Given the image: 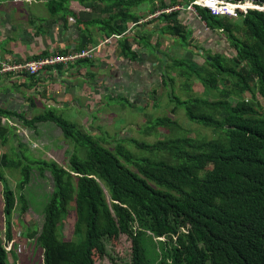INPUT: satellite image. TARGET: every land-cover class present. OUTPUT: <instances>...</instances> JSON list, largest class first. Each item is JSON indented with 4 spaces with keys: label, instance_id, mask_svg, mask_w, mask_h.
Instances as JSON below:
<instances>
[{
    "label": "trees",
    "instance_id": "1",
    "mask_svg": "<svg viewBox=\"0 0 264 264\" xmlns=\"http://www.w3.org/2000/svg\"><path fill=\"white\" fill-rule=\"evenodd\" d=\"M43 1L50 13L64 12L63 17L71 1L91 13L100 12V18L88 21L72 14L81 35L89 42L96 32L104 37L123 35L118 42L121 54L128 62L136 59L124 35L129 24L144 17L131 14L130 9L145 0ZM192 1L169 0L161 6ZM249 1L264 6V0ZM196 10L205 28L224 36L222 43H228L229 49L212 53L198 42L203 65L198 66L200 71H186V82L178 86L192 97L172 94L170 117L155 119L141 133L158 138L160 132L155 130L168 134L180 128L174 115L181 107L191 124L214 131L217 137L185 135L154 143L129 139L110 149L99 134L86 132L53 110L29 118L25 111L0 108L2 146L15 137L2 120L16 119L33 130L40 123L54 124L73 148L66 152L63 165L25 155L22 142L9 144L13 157L7 152L0 155V168L18 170L22 177L14 190L0 172L5 243L0 239V264H10L5 246L12 240V216L28 209L23 191L34 171L40 175L48 171L53 178L41 232L28 229L29 238L43 250L44 264H97L106 256L120 264L111 258L106 243L117 247L123 235L131 243L129 264H264V11L251 9L228 18L212 16L203 8ZM176 14L159 17L168 22L162 32L177 37L186 47L192 42L187 41ZM82 63L89 64V60ZM171 66L184 64L178 59ZM161 72L158 80L163 87L174 84V78ZM191 77L197 84L188 83ZM198 84L203 95L198 94ZM247 95L251 100H246ZM94 107L89 106L93 112ZM123 142L148 154L136 155ZM67 227L69 238L63 235Z\"/></svg>",
    "mask_w": 264,
    "mask_h": 264
},
{
    "label": "crops",
    "instance_id": "2",
    "mask_svg": "<svg viewBox=\"0 0 264 264\" xmlns=\"http://www.w3.org/2000/svg\"><path fill=\"white\" fill-rule=\"evenodd\" d=\"M168 1H155L154 5L158 6L157 9H163L165 7L161 6L162 2ZM38 2L43 0H0V65L89 49L104 38V34L96 32L94 40L89 42L81 35L75 17L72 16L74 14L79 20L88 21L100 18V12L97 18L96 15L91 17L92 14L86 7L71 1L67 4L68 10L64 17L49 12L51 17L43 20L40 10L34 7ZM157 9L153 6L142 15L145 17ZM176 15L187 33V41L192 42L187 46L195 54L189 58L190 63L198 69V53L202 54L198 50V42L200 48L217 53L221 51L218 48H223V41L219 42L221 37L210 33L204 23L192 13L183 11ZM133 24L128 25L124 35L128 45L135 51L136 59L133 62H128L123 57L120 44L117 43L98 52L94 59L89 60V64H83L80 60L65 68L48 69L36 78L19 74L0 76V108L25 111L31 118L67 103L66 107L74 105L91 113L89 106L95 105V111L102 107V97L107 94L108 87L113 91L112 99L126 100L129 97L136 107L147 108L149 95L160 77L158 69L164 67L165 60L167 62V54L171 53L170 46L179 48L180 43L177 45V37L162 32L168 25L164 20L158 18L132 27ZM80 27L83 30L84 26ZM181 53L184 54L185 51L181 50ZM96 70L99 72L96 73ZM39 109L40 112L37 113ZM96 118L90 116L82 124L86 122L94 125ZM10 120L3 119L2 123L15 127ZM97 132V127H94L93 133ZM1 146L0 144V148L3 147ZM3 152L5 151L0 150V155Z\"/></svg>",
    "mask_w": 264,
    "mask_h": 264
},
{
    "label": "rangeland",
    "instance_id": "3",
    "mask_svg": "<svg viewBox=\"0 0 264 264\" xmlns=\"http://www.w3.org/2000/svg\"><path fill=\"white\" fill-rule=\"evenodd\" d=\"M161 2V0H145L138 7H134L130 9V13L134 15L141 16L145 14L154 6V2ZM182 6L186 4H181ZM246 5V2L245 4ZM248 6H256L252 2L251 4H247ZM35 9L40 10V17L44 20L50 18L51 15L48 11L47 4L43 2H38V4L34 5ZM262 7V6H260ZM158 8V7H157ZM264 8V7H262ZM39 13V11H38ZM58 14V13H57ZM92 16H99L98 12L91 13ZM58 15H64V12H59ZM81 16H84L81 14ZM44 22V21H43ZM225 39V37L223 36ZM222 37L219 42L224 41ZM222 39V40H221ZM180 43L179 41L177 42ZM223 48H218L219 50L229 49L228 43L222 44ZM194 46V44L192 45ZM178 48V46H176ZM174 46H170L171 53L167 54V67H164V73L161 72V69H158L161 73L164 74L167 78L171 79L172 85L167 84V87H163L160 84V81H156V86H154V90L157 92L154 95H149L150 102L147 108L145 107H136L132 104L129 97H126V100L122 98L112 99L113 91L111 87H108L107 94L102 97V107L100 109H96L95 112H88L87 109H78L74 105H70L69 107L67 103L61 104L62 106L54 108L53 111L55 114L61 116L67 121H70L77 126L83 128L86 132L93 134L94 136L100 135L103 137V140L106 139V142L103 144L110 148L114 149L116 147L118 141H128L129 139H135L139 142H147L154 143L160 139H169V137H177V136H188L192 138H215L217 137L214 131L209 129H205L199 125L191 124L187 120L184 109L178 107L174 120H176L180 125V128L174 129L167 134L164 130L159 131L155 130V132H160L158 135H146L141 133L143 129L149 127L151 122H154L157 118L170 117V109L173 108L174 104H171L169 100L172 98V94L178 98H182L185 96L192 97V93H186V91L181 90L178 86L180 83L183 84L185 81V77L183 74L189 70L195 69L193 64H189V58H192L195 54L192 49H187L186 47L179 46L178 50ZM176 49V50H174ZM180 49V50H179ZM181 50H184V54H180ZM188 54V55H187ZM169 57V58H168ZM180 60L184 64L182 67H172L171 63L173 60ZM203 65V60L198 57V66L201 67ZM200 71V68H198ZM99 72L96 70V73ZM158 72V73H160ZM108 73V72H107ZM197 84L195 77H191L188 83ZM92 83V82H91ZM196 87V86H195ZM198 94H202L200 92L203 91V88L198 84ZM195 88V89H196ZM91 89V88H90ZM116 90V89H114ZM203 95V94H202ZM214 96L208 95L207 98H212ZM59 98V97H58ZM187 98V97H186ZM70 98H68L69 100ZM59 100V99H58ZM246 100H251V96L247 95ZM154 102V105H153ZM157 102V104H155ZM233 104L236 103L235 99H231ZM154 106V107H153ZM153 107V108H152ZM40 112L37 111V113ZM94 117L95 124L90 125L88 123L82 124L84 120L88 117ZM11 123H14L16 126L11 128L15 139L9 142L5 146H1L0 150H4L11 157V151L9 150V144H16L21 141L25 144L23 148L25 155H31L35 158H44L47 161H54L60 165H63L66 158V152L72 151V146L67 142L60 131L52 123H40L37 126V129H29L25 127L20 121L16 119L10 120ZM9 126V125H8ZM94 127H97V133L94 132ZM142 129V130H141ZM12 135V134H11ZM157 139V140H156ZM123 142V145L130 151H133L136 155H146L144 151H138L130 142ZM71 143V142H70ZM2 172L8 182V186L10 189H14L16 187V183L22 178L20 172L18 170L13 169H1ZM53 192V178L50 172H45L43 175H40L38 172L34 171L31 176V181L26 189L23 191V194L26 197L28 202V209L25 213H15L12 216L13 223L11 227V237L12 240L8 242L5 246L6 251H10L9 253V263L10 264H44L43 263V250L40 246H38L36 240L30 239L28 236V229H36L38 232H41L42 225L44 223V208L46 203L48 202V197ZM2 189L0 185V239L2 243H4V216H3V203H2ZM21 192L16 193V196H20ZM20 207V204L18 208ZM70 227L63 230V235H66L67 238L70 235ZM5 245V243H4ZM107 251L109 255L113 256L114 260L118 261L120 264H129L130 261V252H131V243L130 240L126 236H122L120 238V244L117 247H112L109 243H106ZM14 253V260L13 254ZM97 264H113L112 260L106 256Z\"/></svg>",
    "mask_w": 264,
    "mask_h": 264
},
{
    "label": "built area",
    "instance_id": "4",
    "mask_svg": "<svg viewBox=\"0 0 264 264\" xmlns=\"http://www.w3.org/2000/svg\"><path fill=\"white\" fill-rule=\"evenodd\" d=\"M242 2H234L227 0H194L188 5H171L164 9H157L153 13L139 19L132 25L138 26L145 24L154 19H158L163 14H171L173 12L181 13L183 11L192 13L195 17L200 19L196 7L206 9L212 16L216 17H228L237 18L239 12L247 13L251 9L263 10L264 8L259 6H248L251 2H246L244 5ZM123 38L122 35H111L110 37H104L95 46L89 49H83L81 51L72 52L69 54L54 55L46 58H39L36 60H27V62H10L0 65V76L19 74L26 77H38L48 69L54 70L57 67H67L71 64L80 62V60H92L95 56L109 45H116L119 40Z\"/></svg>",
    "mask_w": 264,
    "mask_h": 264
},
{
    "label": "clouds",
    "instance_id": "5",
    "mask_svg": "<svg viewBox=\"0 0 264 264\" xmlns=\"http://www.w3.org/2000/svg\"><path fill=\"white\" fill-rule=\"evenodd\" d=\"M246 2H247V1H246ZM248 2H251V3H252V1H249V0H248ZM256 6H257V5H256ZM259 7H260V6H259ZM262 7H263V6H262ZM256 10H257V9H256ZM262 11H264V10H262Z\"/></svg>",
    "mask_w": 264,
    "mask_h": 264
},
{
    "label": "water",
    "instance_id": "6",
    "mask_svg": "<svg viewBox=\"0 0 264 264\" xmlns=\"http://www.w3.org/2000/svg\"><path fill=\"white\" fill-rule=\"evenodd\" d=\"M264 7V6H263ZM264 10V9H263Z\"/></svg>",
    "mask_w": 264,
    "mask_h": 264
}]
</instances>
